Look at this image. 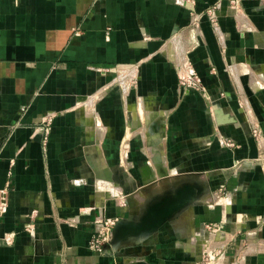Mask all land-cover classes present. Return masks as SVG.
<instances>
[{
  "label": "crops",
  "instance_id": "1",
  "mask_svg": "<svg viewBox=\"0 0 264 264\" xmlns=\"http://www.w3.org/2000/svg\"><path fill=\"white\" fill-rule=\"evenodd\" d=\"M186 64L202 90L179 88ZM145 164L225 203L198 199L141 245L92 253L91 187L74 180L117 178L136 196ZM1 196L0 264H199L210 243L222 264L262 262L246 249L264 243V0H0Z\"/></svg>",
  "mask_w": 264,
  "mask_h": 264
},
{
  "label": "rangeland",
  "instance_id": "2",
  "mask_svg": "<svg viewBox=\"0 0 264 264\" xmlns=\"http://www.w3.org/2000/svg\"><path fill=\"white\" fill-rule=\"evenodd\" d=\"M180 75V74H179ZM178 75V77H179ZM179 81V78H178ZM178 86L180 88V84L178 82ZM50 118V119H49ZM44 121L43 124H45L46 127H49L51 122H52V118L51 116H44L43 117ZM50 121V122H49ZM49 122V123H48ZM123 166L126 169V164L120 165ZM147 165H143L140 167V173H141V177L137 179V183H138V187H137V195L133 196V195H129L130 192L132 190H124L125 187L123 186V189L121 188L122 186L119 185V181H117V178H112V179H107V180H102V179H93L91 178L90 180L88 179H76L74 180V183L79 186V185H84V184H89L91 187V194L89 196V201L87 202L86 205L81 206L80 210L83 212H89V213H93L92 216V231L90 234V238L89 239H114V233H113V229L114 226L116 225L113 224L112 227H109V231L107 232V230H101L100 225L102 223V221L107 218V217H117L118 220L120 218L122 219H130L128 221H133V223H136L135 225L139 224L143 218L147 215V207L151 206L152 204H157L162 202L163 199L169 197L170 199L175 198L178 193L180 191H184L187 188H185V184L188 183L190 186L196 185V182H198L197 180H195L192 176H190V173H186V172H181L179 171L178 168H175L174 166H169L168 164H166L165 166L162 164H156L155 165V172L154 175L150 178H145L142 175V172L144 170V168L146 169ZM171 169V170H170ZM170 170V171H169ZM192 177V178H191ZM123 185V184H122ZM198 186H203L202 190V194L196 196V197H190L187 199V202L180 207L176 212H174L172 214V216L170 218H168V220L173 219L174 217L178 216L179 214H181L183 211H185L186 209L189 208V206L193 203H196V200H202V201H207L212 199L213 202H219L218 201V196L214 197V196H210L208 193V188H207V184L206 181H203L202 184H198ZM188 190L191 191V189L189 188ZM98 192H101L103 194L104 197V203L103 204H97V202L95 201V197H93L94 195H96ZM127 193V194H126ZM126 194V195H125ZM214 197V198H213ZM222 197V196H221ZM189 200V201H188ZM222 200H220L219 204H224L225 202ZM6 200L3 196L0 197V209L1 207H3V205H5ZM205 205L206 202H199ZM108 204V205H107ZM111 208L113 210V216H106V212L104 210V208ZM121 206L123 207H128V213L127 215H125L124 217H119L117 216V214L115 213L116 209L121 208ZM30 224L31 227L33 225V213H30ZM117 220V221H118ZM116 221V222H117ZM27 222V223H28ZM163 225V223L151 230L150 232H143L142 230L136 228L134 229V232L132 231L129 235L125 236L122 239H126L121 241V243L112 245L109 240L108 241H102L101 243H104L105 245V251L107 248H113V250H117L120 251L121 250H127L128 248L130 249V247H135L137 245H141L143 242V239H149V237H151L152 235H157L162 231L161 226ZM103 226H106L105 224ZM218 227L215 224H208L205 227V232L204 234H207V236H209L208 239H217L218 236H216V232ZM164 230V229H163ZM160 231V232H159ZM135 233V234H134ZM133 241V242H132ZM99 243L97 246L94 247V249H102V244ZM211 244V243H210ZM210 244H205L207 246L203 247V250L200 254V258H199V264H222L218 259V257L220 256V254L223 252L222 248L219 247H213ZM89 247V245H88ZM248 251L249 254L247 257H249L250 255H259V257L263 258L261 259L262 262H259L258 260H256L255 262H253L254 264H264V243L261 244H252L248 249H246ZM103 251V250H102ZM105 251H103L102 253H105ZM122 252V251H121ZM100 253V254H102ZM127 255H129V257L134 258L133 260H129L127 264H132L133 262H139V261H144V258L142 257L140 252H136V253H129L126 252ZM119 256H125L128 257L127 255H125L123 253L118 254ZM262 255V256H261ZM122 263L125 264L127 261L125 260V258H122ZM250 260L245 259L242 261H238L235 264H249ZM240 262V263H239ZM247 262V263H246Z\"/></svg>",
  "mask_w": 264,
  "mask_h": 264
},
{
  "label": "water",
  "instance_id": "3",
  "mask_svg": "<svg viewBox=\"0 0 264 264\" xmlns=\"http://www.w3.org/2000/svg\"><path fill=\"white\" fill-rule=\"evenodd\" d=\"M189 191H180L175 198L170 199L169 197L162 200V202L157 204H152L147 207V215L143 218V220L135 225L136 223H130L133 221H128L130 219H122L120 218L116 225L114 226L113 233L114 239L111 240V244L115 245L125 240L122 239L125 236L129 235L134 229L138 228L143 232H150L151 230L159 227L165 219L170 217L174 212H176L180 207H182L189 198ZM120 224H123L127 229H124L122 233L117 232V228ZM132 224V226L130 225ZM141 226V227H140ZM132 234V233H131ZM132 264H149L146 260L133 262Z\"/></svg>",
  "mask_w": 264,
  "mask_h": 264
},
{
  "label": "built area",
  "instance_id": "4",
  "mask_svg": "<svg viewBox=\"0 0 264 264\" xmlns=\"http://www.w3.org/2000/svg\"><path fill=\"white\" fill-rule=\"evenodd\" d=\"M229 4L231 5L232 9L234 11H238L239 10V0H228ZM218 5L219 3H214L212 5H210L209 7H207L205 10H204V13L206 14L208 20L210 21V23L213 25V27H217L218 26V21H217V17H216V14H215V10L218 8ZM198 13L197 12H192L191 13V21H196L198 20ZM188 63V62H187ZM185 67L183 69V73H181L179 75V84H180V89L183 90V91H200L202 90V81H201V78L199 77V75L193 70V68L186 64ZM50 119V118H49ZM50 122V121H49ZM48 122V123H49ZM253 135L254 136H257L258 134V131H256V129H254L252 131ZM225 145L227 146H233V142L231 140H227L225 141ZM118 220L117 217H107L105 218L101 225H100V228L101 230H107V232L109 231V227H112L113 224L116 223V221ZM106 225V226H103V225ZM26 228L29 229L31 228V224L30 222H28L26 224ZM108 241L110 239H89L88 241V245H89V249L92 253H95V254H100L102 253L103 251H105V245L104 243H101L102 241ZM99 243L102 244V249L98 248V249H94L95 246H97ZM103 250V251H102Z\"/></svg>",
  "mask_w": 264,
  "mask_h": 264
},
{
  "label": "bare ground",
  "instance_id": "5",
  "mask_svg": "<svg viewBox=\"0 0 264 264\" xmlns=\"http://www.w3.org/2000/svg\"><path fill=\"white\" fill-rule=\"evenodd\" d=\"M133 224V222H130ZM132 224H130L132 226ZM141 227V226H140ZM124 229H127L123 224H120L117 228V232L118 233H122L124 231ZM135 234V233H134Z\"/></svg>",
  "mask_w": 264,
  "mask_h": 264
}]
</instances>
